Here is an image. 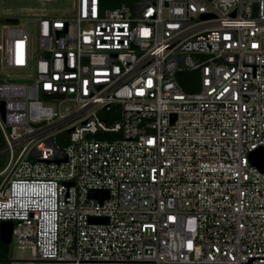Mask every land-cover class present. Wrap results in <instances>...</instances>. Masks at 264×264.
Returning <instances> with one entry per match:
<instances>
[{"label":"built area","instance_id":"obj_1","mask_svg":"<svg viewBox=\"0 0 264 264\" xmlns=\"http://www.w3.org/2000/svg\"><path fill=\"white\" fill-rule=\"evenodd\" d=\"M260 147L264 0L0 25V221L28 251L4 264H264Z\"/></svg>","mask_w":264,"mask_h":264},{"label":"rangeland","instance_id":"obj_2","mask_svg":"<svg viewBox=\"0 0 264 264\" xmlns=\"http://www.w3.org/2000/svg\"><path fill=\"white\" fill-rule=\"evenodd\" d=\"M74 9V0H0V25L6 17H15L18 22L42 16H65ZM30 36L36 41L35 24L29 23ZM10 254L6 257H25L28 251H21L14 240L7 244Z\"/></svg>","mask_w":264,"mask_h":264},{"label":"water","instance_id":"obj_3","mask_svg":"<svg viewBox=\"0 0 264 264\" xmlns=\"http://www.w3.org/2000/svg\"><path fill=\"white\" fill-rule=\"evenodd\" d=\"M4 21L6 23H14L17 21V19L15 17H6ZM263 158H264V149L260 147L250 153L249 161L252 165L256 166L259 169H262ZM88 196L92 198H97L98 200H102L103 198L107 196V191L106 190H89ZM89 221L92 223H102L106 221V218L90 217ZM11 228H12V222L0 221V242L1 243L8 244L10 242Z\"/></svg>","mask_w":264,"mask_h":264},{"label":"trees","instance_id":"obj_4","mask_svg":"<svg viewBox=\"0 0 264 264\" xmlns=\"http://www.w3.org/2000/svg\"><path fill=\"white\" fill-rule=\"evenodd\" d=\"M133 0H99L100 7L102 9L104 8H113L120 3H125V4H131ZM182 86L184 87L185 90L187 91H193L196 90V87H189L184 85L183 81H181ZM8 252V246L7 244L1 243L0 242V264H4L5 261H7V255Z\"/></svg>","mask_w":264,"mask_h":264}]
</instances>
